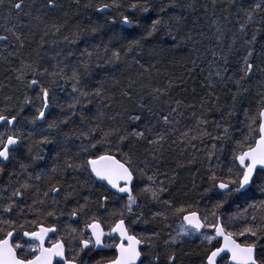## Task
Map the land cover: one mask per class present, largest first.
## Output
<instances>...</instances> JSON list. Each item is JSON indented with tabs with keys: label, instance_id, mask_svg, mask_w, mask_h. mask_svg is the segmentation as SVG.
Masks as SVG:
<instances>
[{
	"label": "trees",
	"instance_id": "trees-1",
	"mask_svg": "<svg viewBox=\"0 0 264 264\" xmlns=\"http://www.w3.org/2000/svg\"><path fill=\"white\" fill-rule=\"evenodd\" d=\"M15 2L19 0L0 2V36L8 37L0 40V109L8 115L7 109L15 114L23 106L17 128L27 136L33 130L28 121L40 107L39 87H28L35 78L51 90L47 120L57 122L59 128L44 133L53 143L38 144L41 136L34 135L22 141L9 161L0 160V237L15 227L14 243H23V231H33L41 223L55 225L53 239L65 241L68 259L102 264L112 250L79 251L80 240L87 236L85 225L95 217L110 230L123 218L129 232L139 239L159 233L153 240V254H160V264L166 261L164 241L172 237L178 240L171 249L176 264H205L206 252L219 245V241L209 245L203 240L205 234H214L207 225L221 220L227 232L239 233L252 224L253 217L256 224H264V178L256 179L249 190L251 198L234 195L220 208L215 207L221 203L220 190L209 179L213 172L221 180L235 178L239 168L234 155L253 147L259 138L258 114L264 108V9L254 12L251 21L247 18L259 0H176L177 7L165 13H159V5L172 0H155L156 7L149 13L130 9L137 0H119L122 7L105 12L97 8L111 0H56L55 8L47 0H23L20 10L13 8ZM119 13L136 16L142 27L122 25ZM158 14L163 17L160 30L129 52V42L145 36ZM112 17L117 23H110ZM53 24L60 27L59 33L51 28ZM254 34L255 43L246 44ZM249 47L254 71L245 76L243 58ZM112 50H120L119 62L108 63ZM29 64L37 74L26 69L24 79L18 80L21 69ZM73 70L87 97L73 92V81L67 79ZM97 88L102 96L94 94ZM25 97L32 103L26 104ZM136 114L141 121L130 120ZM164 115L169 117L167 124ZM6 127L10 126L0 125V132ZM34 127L39 130L47 124L38 121ZM113 129L118 134L104 136ZM133 129L144 131L145 137L129 136ZM160 135L162 141L151 143ZM120 136L126 139L121 141ZM104 154L124 163L132 161L136 203L131 213L125 208L127 195L120 196L99 183L90 168L65 165L66 160L83 163ZM24 184L30 187L25 190ZM54 187L58 193L51 191ZM17 189L23 195L13 197ZM85 198L86 210L72 217ZM13 200L12 213H3V206ZM253 203L256 207L250 208ZM180 208L185 211L177 212ZM192 211L206 217L205 230L178 236L185 226L183 216ZM48 212H55V217ZM234 237L240 243L248 239L247 234ZM141 251V261L149 264L151 255L145 244ZM18 254L31 258L27 251L18 250ZM227 262L224 257L220 264Z\"/></svg>",
	"mask_w": 264,
	"mask_h": 264
},
{
	"label": "snow or ice",
	"instance_id": "snow-or-ice-1",
	"mask_svg": "<svg viewBox=\"0 0 264 264\" xmlns=\"http://www.w3.org/2000/svg\"><path fill=\"white\" fill-rule=\"evenodd\" d=\"M0 2H2V0H0ZM47 4L50 8H55L57 6L56 0H47ZM22 7L23 0H19V2H15L13 4V8L15 10H20ZM120 7H122V5L119 3V0H111V3L101 4L97 8V11L105 12L108 9H119ZM129 7L132 10L138 9L141 13H149L150 11L154 10L156 5L155 0H137V2L132 3ZM175 7H177L176 0H172V2L167 4H161L159 5V13H165L166 11ZM262 9H264V0H259V2L254 5L252 10L247 12L248 20L251 21L253 19V13ZM119 17V22L122 25L142 27L139 19L134 15L129 16L119 13ZM176 19L179 21L182 19V17H176ZM110 23H117L116 17H112ZM162 23L163 17L158 14L157 18L152 20L150 25L145 29V36H142L140 39L131 40L129 42L128 51L130 52L134 47L140 46L141 40L145 39L146 37H152L157 31L160 30ZM51 28L54 29L55 33L60 32V27L55 24H53ZM243 28L244 25H241L242 30ZM7 31L13 32L12 29H7ZM92 31L95 32L98 31V29L94 28ZM45 34L47 35L48 33L46 32ZM13 35H16L15 32H13ZM16 39L20 40L21 46H23V40H21V37L16 36ZM65 39L67 40L68 38L65 37ZM0 40L7 41L8 37L0 36ZM255 41L256 35L254 34L251 40L245 41V43L251 45L254 44ZM107 51V46H105V52ZM88 55L90 57L91 53H88ZM252 55L253 51L249 47L247 49V55L243 58V71L245 76L250 75L254 71V65L249 61V58ZM120 60V50H112L111 58L109 59L108 63H115L119 62ZM261 61L264 62V56L261 57ZM87 66L88 65L85 64V68H87ZM26 69H32L34 76L37 74V70L35 69L34 65H24L23 69H21L20 75L17 76L18 80L24 79ZM42 74L43 73H41V75ZM53 75H60V73H53ZM67 79H71L73 81V92H79L81 97H87L89 95L87 91H84L79 87L80 79L75 70H73L72 76L68 77ZM28 87H39L40 89L37 95V100L40 101V107L36 109V114L31 118L30 121H28V123L33 126V130L29 131L27 136H25V133L17 128V124L19 123L18 117L20 112L23 111V106H21L20 110L15 114H11L12 110L7 109L9 113L8 115H5V109H0V125L10 126L6 127L3 132H0V160H9L11 155L21 145L22 141L34 135L41 136V139L37 142L38 144L53 143V140H51L48 135H44V133L50 132L53 129L58 130L59 128L57 122H48L47 120L46 113L50 107V88L44 87L40 81L35 78L28 83ZM155 91L159 92L160 90L156 89ZM94 94L97 96L103 95L99 88L95 90ZM123 94L128 95L127 92ZM25 103L31 104L32 101L25 97ZM76 103H79V100H77ZM73 106L74 105H70V107ZM139 107L144 108L145 105L140 104ZM173 111H175V109H173ZM258 115L260 118L259 139L255 142V147H250L247 151H241L239 155H234V160L238 161L237 167L239 168L235 178L228 179L226 181L221 180L214 172L209 177L210 181H212V186L220 190V195L222 198L221 203L215 205L216 208L222 207L223 202L234 195L244 197L245 199L251 198L249 196V190L255 184L256 179L264 178V108L259 111ZM162 119L166 124L169 122V117L167 115H164ZM130 120L136 122L141 121V116L139 114L132 115ZM38 121L46 123L47 128L36 130L34 126ZM66 122L67 121L65 120L61 121L60 123ZM253 122H255V118H253ZM147 130L150 131V129ZM118 132L119 130L113 129L110 132H105L104 136L107 137L114 133L118 134ZM223 133L226 135L228 133V129L224 128ZM128 135L136 138H144L145 132L133 129L128 133ZM124 139H126L125 136H120L121 141ZM163 139L164 137L160 135L156 138V140L151 141V143H159ZM93 147H95V145H93ZM65 165L68 168L84 170H88L90 167V175H94V177L100 181H106L112 189H116V194H127V204L125 205V208L127 209L128 213L132 212V206L136 203V197L133 196L132 188L130 187L134 180V169L132 168L131 159L126 161V163H121L115 158L114 155L104 154L97 156L94 159L89 158L83 163H72L66 160ZM258 173L259 176L257 175ZM151 179L152 177H149V180ZM218 180L219 183L217 184L216 181ZM121 182H123V186H121ZM21 187L27 190L30 185L24 184ZM51 191L58 193L59 189L54 187L51 189ZM143 191L151 192L153 198L157 197V193L152 191L150 188H145ZM261 191L264 193V184L261 185ZM22 195L23 193L20 189H17L13 193V197ZM46 195L47 193H45V196ZM85 199V204L80 205L79 210L74 209L71 212L72 217H77L80 212L86 210L87 198ZM103 200L104 202H107L108 197H103ZM14 205V200L4 205L2 209L3 213L11 214ZM249 207L255 208L256 205L253 203L249 205ZM184 211L185 210L183 208L177 209V212L180 213H183ZM245 211H247V209H245ZM47 215L49 217H55L56 214L55 212H48ZM121 216H123V213H121ZM183 220L186 221V226L181 227V232L177 234L178 236L199 233L201 232V229L206 226V217L202 221V218L195 211L190 212L188 215H184ZM4 223L14 224L12 221H6ZM207 226L214 228L215 236L206 235L203 236V240L211 245L214 239L217 237H223L224 243L220 247H216L214 250L206 252L205 264H219L221 260H224V256H228L227 264H264V247H261V242H264V224H256L255 217H253L252 224L244 228V230L239 233L226 232L221 224ZM15 231L16 229L13 227L11 231H7L2 237H0V264H53L54 258H60L56 261V264H77L78 257H73L71 260L65 257V241L63 239L56 240L51 244L50 247H44L45 238L48 236V234L56 233L57 228L55 225L51 227H45L41 223L38 225V230L23 231L22 236H20V240H22L23 243L12 242L13 239H15L13 235ZM83 231L89 234L87 239L80 240V252L91 251L92 249L100 248H116L118 255L109 260L107 264H136L137 260H139L142 255L140 251L141 244H145L149 249V253L147 254L151 255L149 264H160V254H153L156 248L153 240L159 238V233H153L152 236L141 237L138 239L135 235H129L128 228L125 226V221L123 218L119 219L115 227L111 228V230L106 233L95 217H93L91 221L85 225ZM0 232H3V229H0ZM72 232L75 233L76 229H72ZM114 232L119 233L120 243L115 245L105 244L104 237H111L112 233ZM246 234L248 239L244 243H238L234 238L236 235L245 236ZM177 243L178 240L176 237H172L171 239L164 241V254L166 256L165 264H176L177 256L176 253L171 249ZM17 250H20L21 252L27 251L31 258H29V255L18 256ZM222 253H224V256L221 255ZM141 264H143L142 261Z\"/></svg>",
	"mask_w": 264,
	"mask_h": 264
},
{
	"label": "flooded vegetation",
	"instance_id": "flooded-vegetation-1",
	"mask_svg": "<svg viewBox=\"0 0 264 264\" xmlns=\"http://www.w3.org/2000/svg\"><path fill=\"white\" fill-rule=\"evenodd\" d=\"M117 223V222H116ZM116 223L114 224V226L116 225ZM113 226V227H114ZM112 227V228H113ZM105 228V227H104ZM38 229V228H37ZM37 229H35V230H37ZM35 230H33V231H35ZM105 230L107 231V232H109L110 230H107L106 228H105ZM87 233V232H86ZM88 234L89 233H87V236H88ZM87 236H83V238L82 239H87L88 237ZM26 239V238H25ZM104 242H105V244H112V245H115V244H118V243H120V239L119 238H116V237H112V235H111V237H106V239L104 240ZM126 243V242H125ZM95 251L96 250H101V251H111L112 250V252H113V254H112V256L108 259V260H106L104 263H102V264H107V262L109 261V260H111V259H113L115 256H117V250H116V248L115 247H111V248H103V249H94ZM90 264H98V263H90Z\"/></svg>",
	"mask_w": 264,
	"mask_h": 264
},
{
	"label": "water",
	"instance_id": "water-1",
	"mask_svg": "<svg viewBox=\"0 0 264 264\" xmlns=\"http://www.w3.org/2000/svg\"><path fill=\"white\" fill-rule=\"evenodd\" d=\"M255 146H256V144L254 145V147H255ZM115 158H116V157H115ZM7 161H9V160H7ZM101 182H103V183H105V184L107 183L106 181H101ZM132 184H133V182H132ZM132 184H131V185H132ZM131 185H130V186H131ZM121 186H123V182H121ZM113 190H114V192H116V189H113ZM121 194H123V193H121ZM197 214L201 217V214H199L198 212H197ZM202 221H203V220H202ZM184 222H185V224H186V221H184ZM100 224H101V223H100ZM101 226H102V224H101ZM125 226H126V224H125ZM114 227H115V226H114ZM102 228H103V226H102ZM204 228H205V227H204ZM204 228H202L201 231L204 230ZM103 229H104V228H103ZM89 231H90V230H89ZM51 234H52V233H49L48 236L45 238V244H44V247H47L46 244H47V241L49 240ZM113 234H117V235L119 236V233H115V232H114ZM13 235H14V237H15V232H14ZM129 235H130V234H129ZM217 238L221 240V245H222V244L224 243L223 237H217ZM104 239H105V237H104ZM237 242H238V241H237ZM238 243H240V242H238ZM221 245H220V246H221ZM17 255H18V254H17ZM221 255L224 256V253H222ZM229 255H230V254H229ZM65 257H66V250H65ZM141 258H142V255H141L140 259L137 260L136 264H139V263H140ZM55 259H58V260H59L60 258H54V260H53V264L55 263Z\"/></svg>",
	"mask_w": 264,
	"mask_h": 264
},
{
	"label": "bare ground",
	"instance_id": "bare-ground-1",
	"mask_svg": "<svg viewBox=\"0 0 264 264\" xmlns=\"http://www.w3.org/2000/svg\"><path fill=\"white\" fill-rule=\"evenodd\" d=\"M48 111V110H47ZM259 139V138H258ZM257 139V140H258ZM254 147V146H253ZM247 151V150H246ZM109 155V154H108ZM117 160H119L118 158H116ZM3 161V160H2ZM120 161V160H119ZM4 162H7V161H4ZM121 163H124V162H122V161H120ZM127 166V165H126ZM90 168V167H89ZM134 175V174H133ZM93 177H94V175H92ZM94 179L95 180H97L99 183H101V184H103V185H105L107 188H109L111 191H113L114 192V190L111 188V186L110 185H108L107 183L105 184V183H103V182H101L100 180H98V179H96L95 177H94ZM134 181H135V176H134V180H133V184H134ZM132 184V185H133ZM132 185L130 186V187H132ZM116 193V192H115ZM118 195H127V194H118ZM189 213H187V214H185V215H188ZM203 220V219H202ZM183 224L186 226V224H185V222H184V220H183ZM218 224H221L222 225V222H221V220L219 221V223ZM223 226V225H222ZM205 230V229H204ZM204 230H202L201 232H203ZM226 231V230H225ZM56 233H57V231H56ZM56 233H52L51 234V237H52V239H53V236L54 235H56ZM218 239V238H217ZM126 242V241H125ZM205 243V242H204ZM141 247H142V244H141ZM141 247H140V249H141ZM100 249H103V248H100ZM141 260H142V258H141Z\"/></svg>",
	"mask_w": 264,
	"mask_h": 264
},
{
	"label": "rangeland",
	"instance_id": "rangeland-1",
	"mask_svg": "<svg viewBox=\"0 0 264 264\" xmlns=\"http://www.w3.org/2000/svg\"><path fill=\"white\" fill-rule=\"evenodd\" d=\"M120 196H126V195H120ZM126 197H127V196H126ZM213 229H214V228H213ZM206 235L215 236V230H214V234H213V235L207 233V234H205L204 236H206ZM213 241H218V239L216 238V239H214ZM213 241H212V242H213Z\"/></svg>",
	"mask_w": 264,
	"mask_h": 264
}]
</instances>
